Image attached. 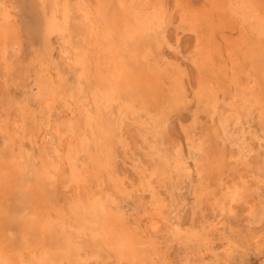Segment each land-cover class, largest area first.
I'll list each match as a JSON object with an SVG mask.
<instances>
[{"label": "rangeland", "instance_id": "obj_1", "mask_svg": "<svg viewBox=\"0 0 264 264\" xmlns=\"http://www.w3.org/2000/svg\"><path fill=\"white\" fill-rule=\"evenodd\" d=\"M99 1L69 3L76 50L46 30L52 0H0V14L8 12L11 27L0 38V153L17 159L24 172L14 205L19 218L5 235L15 263L127 264L105 245L74 263L62 229L46 236L29 223L32 215L40 221L42 211L52 210L87 233L96 229L87 217L74 215L80 205L74 178L63 172L45 181L35 171L42 160L56 157L55 128H67L68 115L77 108L71 117L85 144L75 145L71 158L88 172L99 149L107 150L103 174L111 176L105 191L131 230L151 238L162 264H264V61L249 56L255 36L244 29L246 2L225 0L235 22L218 26L200 15L207 8L204 0H145L153 22L149 33L160 40L153 46L146 36L144 42L159 98L121 88L108 106L92 103L91 94L103 93L107 80L90 66L87 37V14L101 8ZM211 43L219 57H206ZM78 52L84 62L75 65ZM77 80L84 85L80 97ZM15 109L20 128L12 125ZM17 131L20 140L13 136L11 150L6 135ZM94 133L101 145H94ZM149 210L163 218L154 229Z\"/></svg>", "mask_w": 264, "mask_h": 264}, {"label": "bare ground", "instance_id": "obj_2", "mask_svg": "<svg viewBox=\"0 0 264 264\" xmlns=\"http://www.w3.org/2000/svg\"><path fill=\"white\" fill-rule=\"evenodd\" d=\"M224 1L225 0H204V2L207 4V8L201 11L200 15L202 17L211 19L212 22L218 26H222V24H234V13L232 12L233 14H231L230 9L227 8V4H225ZM240 1L241 3L246 2L247 7L243 17L239 14V16L242 17L244 29L253 31L252 34L255 36V40L252 42V45L248 50L250 54L249 56L264 61V3L258 0ZM70 2H72V0H52V6L50 7V12L48 14L49 18H46L45 26L49 35H55L64 45H69L70 47L78 50L77 46H74L76 43L71 45L72 40L70 34L72 31L69 25L71 14V4H69ZM99 3L101 4V8H98L92 12L89 11V14H87L89 17L88 25L90 28V34L87 37H89V41L92 46V64L90 66H92V69L98 71V73H100L103 77H106L107 80H105L106 83L104 92L101 91L103 93L97 94V89L91 93L92 103L102 101L107 103L108 106H113L115 96L118 97V92L121 90V88L134 89L137 91L136 93L140 92L145 96L153 97V95H156V98L158 99V83L154 80L153 70L149 67V65H147L149 64V58L151 54L149 53L150 51L146 50L147 47H145L144 42L146 40V36H149L153 39V46H156L157 42L160 40L152 37L149 33L151 29V21L149 22V11L147 12L145 7V0H101ZM195 14L196 13H194V15ZM5 18L9 19V14L4 9V12L0 14V38H3L11 29L9 24H7L5 21ZM216 47V45L213 46L211 43L210 46L205 50L206 57H209L210 59L213 56L219 57V53L221 52ZM66 49L67 48L65 47V50ZM77 55L72 58V62L75 65L81 63L83 64L84 58L81 59L82 52H78ZM87 58L90 57L88 56ZM83 86V83L80 80H77L75 86L77 97L81 96L80 90L84 89ZM110 87L112 89H110ZM94 88H92V91ZM93 95H98L99 99L95 98ZM53 104L54 98L53 94H51L49 99L47 98L45 101V107L48 114L50 113ZM124 108L126 109V107ZM15 110L16 113L13 116L12 125H16L18 128H20L21 126L19 127V117L17 115V111L19 110ZM76 111L77 108L73 109V111L69 113L68 116L71 117ZM69 117L66 123L67 128L60 129L58 126L55 128V131L52 129L57 135L58 144L55 147L56 157L52 159L50 158L49 160H42L40 164L35 166V171L45 181L55 179L59 176V174H63V172H67L70 177L74 178L77 182L76 191H78L79 195L77 202L80 204L78 207L77 205L75 206L77 208L74 210V215L77 214V218L80 220L84 217H87L92 223L93 227H96V229L92 231L90 230L87 233V231L82 229L79 222L74 221V223H70L67 221H61L57 219V216L55 215L57 213H54L52 210H48V212L42 211L40 221L36 220L34 217L35 215H32L33 218L31 217L29 220L30 225H32L33 228L38 229L41 234L46 236H49L52 230H55L56 233H59L60 229H62L63 235L70 247V255H72V261L74 263H77L82 258H86L88 253H91L92 251L94 252V250L100 251L102 246L105 245L110 249L111 252L113 251L112 253H115L117 257L124 259L127 264H162L163 260L160 258L159 250L150 244L151 238L149 239L146 236H144V238L140 235V233L137 234V232L135 233L131 230L129 224L126 222V219L124 216H122L123 213L119 214L118 210L113 204V199L111 200L109 194H107L105 191V178L110 179L111 176H109L108 173L106 175L103 174V172H107L105 169H107L109 163L107 150L100 148L97 154V159L92 158V170H89L88 172H82L77 168V164H75L74 160L71 158L70 153L74 149L75 145L76 148H83L85 143L81 139V136H78L77 131L74 129V118ZM19 132L20 131H17L11 133L10 135H6V138L10 143L11 150H13L14 146L13 136L20 140ZM93 136V141H95L94 145H101L102 142L99 140L98 134L97 137L96 133H94ZM18 146L21 151V143ZM23 148L25 149V147ZM76 148L74 150L75 152H77ZM88 159L90 160V158ZM173 168L175 167L173 166ZM23 174L24 172L19 166L17 159L9 160V158L3 156V154L0 153V264H16L14 255L12 253V255H10L11 250H9V244L8 246L6 244L8 241L6 240L5 235L6 233L10 232V227H12V225L17 222L19 218L17 208L14 205L19 201V191H21L20 189L24 182ZM147 213L149 216L148 224L150 227L154 229L156 226H160L158 224L162 217L159 212L157 210H149ZM146 245H148V247L145 249L144 246ZM107 256L109 257V255Z\"/></svg>", "mask_w": 264, "mask_h": 264}]
</instances>
